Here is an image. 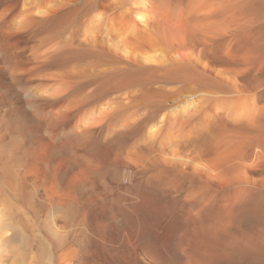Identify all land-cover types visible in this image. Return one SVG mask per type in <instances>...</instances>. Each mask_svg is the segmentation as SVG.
I'll return each instance as SVG.
<instances>
[{
    "label": "bare ground",
    "instance_id": "obj_1",
    "mask_svg": "<svg viewBox=\"0 0 264 264\" xmlns=\"http://www.w3.org/2000/svg\"><path fill=\"white\" fill-rule=\"evenodd\" d=\"M0 264H264V0H0Z\"/></svg>",
    "mask_w": 264,
    "mask_h": 264
},
{
    "label": "water",
    "instance_id": "obj_2",
    "mask_svg": "<svg viewBox=\"0 0 264 264\" xmlns=\"http://www.w3.org/2000/svg\"><path fill=\"white\" fill-rule=\"evenodd\" d=\"M185 11H186L185 16H186L187 28H190L191 31L198 34V32L194 29L195 26L197 27V23L199 21L198 15L193 10H190V8H188V7L185 9ZM176 43H178L179 45H182L183 42L182 41L180 42V40L178 39V41H176ZM182 47L190 48L191 45L187 44L186 47H185V45ZM191 57H193V58L199 57V49L193 47V51L191 52Z\"/></svg>",
    "mask_w": 264,
    "mask_h": 264
},
{
    "label": "rangeland",
    "instance_id": "obj_3",
    "mask_svg": "<svg viewBox=\"0 0 264 264\" xmlns=\"http://www.w3.org/2000/svg\"><path fill=\"white\" fill-rule=\"evenodd\" d=\"M127 7H130L129 5H126ZM164 28H166V29H164V30H167L168 28L166 27V25L164 26ZM175 36H176V32L174 31V33H173ZM172 34V35H173ZM174 36V37H175ZM174 42L173 41H170L169 42V45H168V50L169 51H171L172 53H176V51L177 52H179L178 54L180 55L181 54V56L183 57H185L186 56V53H184V50H186L184 47L182 48V46L181 45H179V44H176V45H174L173 44ZM173 45V47H174V49L171 47ZM183 50V51H182ZM175 51V52H174ZM183 52V53H182ZM185 52H187V50L185 51ZM177 54V53H176Z\"/></svg>",
    "mask_w": 264,
    "mask_h": 264
}]
</instances>
